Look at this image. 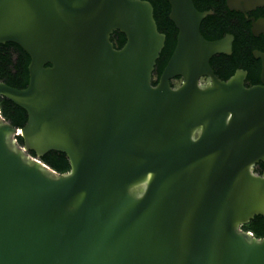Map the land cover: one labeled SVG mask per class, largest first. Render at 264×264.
Wrapping results in <instances>:
<instances>
[{"label":"water","instance_id":"water-1","mask_svg":"<svg viewBox=\"0 0 264 264\" xmlns=\"http://www.w3.org/2000/svg\"><path fill=\"white\" fill-rule=\"evenodd\" d=\"M165 1L177 36L157 76L147 1L0 0V45L30 59L26 88L0 82L27 114H0V264H264V237L241 230L264 218V55L260 86L221 81L209 61L230 48L203 39L207 14Z\"/></svg>","mask_w":264,"mask_h":264},{"label":"flooded vegetation","instance_id":"flooded-vegetation-1","mask_svg":"<svg viewBox=\"0 0 264 264\" xmlns=\"http://www.w3.org/2000/svg\"><path fill=\"white\" fill-rule=\"evenodd\" d=\"M192 3L199 13L207 14L199 28L203 39L208 42L222 41L230 48L228 55L220 53L210 59L209 65L215 76L221 81H227L240 72L246 88L260 86L261 60L254 56L257 53L264 55V3L247 10H242L244 5L241 10H230L227 0H192ZM169 14L170 7L166 15L169 23L167 31L173 33L176 42L177 29L170 21ZM161 34L166 39L165 33ZM235 54L240 55L239 61L229 76L226 63Z\"/></svg>","mask_w":264,"mask_h":264},{"label":"trees","instance_id":"trees-1","mask_svg":"<svg viewBox=\"0 0 264 264\" xmlns=\"http://www.w3.org/2000/svg\"><path fill=\"white\" fill-rule=\"evenodd\" d=\"M147 1L153 7V17L158 32L165 33L166 35L164 47L154 67V74L160 76L175 46L173 33L167 31L169 23L166 15L169 5L165 0ZM110 41L116 43L121 48L125 43V37L120 32L115 31L110 36ZM239 56L235 54L234 58H230L227 61L226 66L228 67L227 73L229 76L237 66ZM29 61L28 55L17 45L11 43L0 45V82L18 90L26 88L28 84L27 68ZM152 85L155 86V82H152ZM0 114L6 122L18 129L23 128L27 120L26 112L5 98H0ZM16 141L18 145L22 146L20 137H17ZM29 155L34 157V154L31 152ZM41 161L57 174H66L70 170L66 156L59 152H48L41 158ZM254 171L257 174H262L264 172V162L258 163L254 167ZM241 230L250 232L256 239H262L264 237V218L255 216L248 224L242 226Z\"/></svg>","mask_w":264,"mask_h":264}]
</instances>
